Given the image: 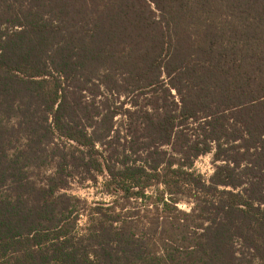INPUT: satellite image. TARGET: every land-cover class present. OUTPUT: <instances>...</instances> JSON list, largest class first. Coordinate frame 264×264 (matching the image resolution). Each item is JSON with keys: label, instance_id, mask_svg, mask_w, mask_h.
Returning <instances> with one entry per match:
<instances>
[{"label": "trees", "instance_id": "1", "mask_svg": "<svg viewBox=\"0 0 264 264\" xmlns=\"http://www.w3.org/2000/svg\"><path fill=\"white\" fill-rule=\"evenodd\" d=\"M0 264H264V0H0Z\"/></svg>", "mask_w": 264, "mask_h": 264}, {"label": "rangeland", "instance_id": "2", "mask_svg": "<svg viewBox=\"0 0 264 264\" xmlns=\"http://www.w3.org/2000/svg\"><path fill=\"white\" fill-rule=\"evenodd\" d=\"M143 99L140 100V103H144ZM121 149L125 147H130L133 143H130V138L126 136V130L122 132L120 140L117 142ZM195 168L209 176L214 171V163L212 161V155H204L197 159ZM70 193H73L83 200L88 201V203H93L95 201L100 200H109V196L104 193L103 190V177H100L99 183L96 184L92 181H81L79 178H76L72 181L71 186L68 190ZM180 207L185 210H190V206L188 204H181ZM85 218L82 219V222L85 223Z\"/></svg>", "mask_w": 264, "mask_h": 264}]
</instances>
